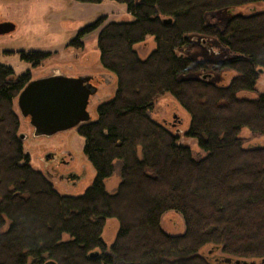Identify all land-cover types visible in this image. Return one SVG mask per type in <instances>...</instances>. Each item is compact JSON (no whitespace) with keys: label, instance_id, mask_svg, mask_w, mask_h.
Here are the masks:
<instances>
[{"label":"trees","instance_id":"16d2710c","mask_svg":"<svg viewBox=\"0 0 264 264\" xmlns=\"http://www.w3.org/2000/svg\"><path fill=\"white\" fill-rule=\"evenodd\" d=\"M112 1L124 4L133 20L104 24L106 18L100 17L68 44L80 48V40L99 29L100 65L116 79L113 98L77 131L94 173L82 195H59L49 178L29 165L13 102L30 76L15 77L0 64V264H211L200 254L206 246L212 255L224 256H215L213 264H227L226 259L260 264L264 146L243 148L239 133L246 128L264 136V95L239 94L253 92L258 71H264V11L233 16L223 28L204 18L264 0ZM190 36L214 38L236 57L195 62L177 56L175 50L186 47ZM146 37L154 38L155 49L141 60L133 46ZM19 56L37 67L49 54ZM223 71L235 73L228 85L179 79ZM164 94L189 115L185 137L197 142L202 159H193L176 135L150 118ZM116 161L120 182L108 194L104 181ZM169 211L181 216V235L161 229L160 219ZM107 219L118 224L108 249L101 238ZM95 251L98 256L90 258Z\"/></svg>","mask_w":264,"mask_h":264},{"label":"rangeland","instance_id":"374dc122","mask_svg":"<svg viewBox=\"0 0 264 264\" xmlns=\"http://www.w3.org/2000/svg\"><path fill=\"white\" fill-rule=\"evenodd\" d=\"M141 0H135L140 3ZM264 3L239 7L232 10H220L208 13L205 16L207 24H214L223 28L229 19L237 15H246L251 12H263ZM105 17L106 23L131 22L133 18L127 13L126 6L112 0H104L99 4L80 3L74 0H0V23L10 22L14 24L12 33L0 36V64L12 69L15 77L29 71L31 79L51 75L59 69L61 74L67 77L77 78L79 75L88 74L98 81L95 85L97 93L90 98L87 107L91 121L96 119L97 107L111 100L116 91V79L114 75L102 69L99 62V53L96 46L99 29L85 35L81 42L83 49L73 50L66 47L75 38L77 32L96 19ZM189 44L175 50L177 56L191 59L195 62H221L236 57L227 48L220 45L214 38L203 36H190ZM155 49L153 37H146L143 42L133 46V50L141 60H145ZM21 52H42L49 56L42 60L38 67L33 68L27 62L21 61ZM209 75L208 81L214 85H228L235 76L232 71L220 73L200 72L179 76L180 80L201 79L203 75ZM249 99H256L258 95H264V73L257 78L254 91L240 93ZM13 110L19 119V135L22 140L23 152L28 156L29 165L36 171L49 178L54 190L63 196L82 195L90 185L94 173L82 154L84 139L77 134L75 129L64 134H58L49 138L34 136L29 126L28 119L20 117L16 99L13 102ZM150 118L156 123L166 127L178 138V144L190 149L191 156L195 160L202 159L205 153L199 149L197 142L185 137L189 127V115L169 95L164 94L153 104L149 112ZM175 116V118H173ZM239 137L242 139V147L264 146V136L252 135L243 128ZM69 152L73 160L69 161ZM58 154L64 157L68 165L63 166L57 160L44 161L45 154ZM121 163H113L111 176L104 181V189L108 194L115 193L120 182ZM68 172H74L80 177L76 184L70 179L61 177ZM161 229L170 236L181 235L184 231L183 220L177 212L169 211L160 219ZM118 224L113 219H107L102 231V241L108 249L114 240ZM6 228L4 227V230ZM3 230V229H2ZM209 246L201 249L200 254L213 264L214 257H224L217 252L212 255ZM226 259V258H223ZM234 261H231L233 264ZM248 262H251L248 260ZM259 264V261H254ZM121 264V263H115Z\"/></svg>","mask_w":264,"mask_h":264},{"label":"water","instance_id":"95a60500","mask_svg":"<svg viewBox=\"0 0 264 264\" xmlns=\"http://www.w3.org/2000/svg\"><path fill=\"white\" fill-rule=\"evenodd\" d=\"M164 23H170L165 19ZM14 24L10 22L0 23V36L12 33ZM259 70V74H263ZM210 74L203 75L207 79ZM90 77H67L54 72L51 75L30 80L18 93L16 107L21 118L28 119L29 126L34 136L52 137L58 133L78 128L90 122L87 111L90 97H93L97 88L89 83ZM175 118V116H173ZM23 140L24 136L19 135ZM47 154L44 160H48ZM78 176L77 179L83 177ZM98 256V251L90 253V258ZM226 263L230 260L226 259ZM233 264H255L245 260H235ZM260 264H264V260Z\"/></svg>","mask_w":264,"mask_h":264},{"label":"flooded vegetation","instance_id":"af4514ba","mask_svg":"<svg viewBox=\"0 0 264 264\" xmlns=\"http://www.w3.org/2000/svg\"><path fill=\"white\" fill-rule=\"evenodd\" d=\"M80 31V30H79ZM78 33V32H77ZM77 35V34H76ZM76 37V36H75ZM73 40V39H72ZM71 40V41H72ZM80 44L82 45L80 48H77V49H74L73 48V50H81V49H83V43L81 42V40H80ZM66 47H68V45L66 46ZM69 48V47H68ZM32 67V66H31ZM38 67V66H37ZM33 68H36V67H32V69ZM54 70H57L56 72H58V73H61V71L59 70V69H54ZM25 73H28L29 74V71H27V72H25ZM29 76H30V74H29ZM44 76H47V75H44ZM44 76H42V77H44ZM84 76H89L90 77V81H89V83L90 84H92L93 86H95V85H97L98 84V81L96 80V79H94L93 78V76H91V75H88V74H84ZM84 76H82V75H79L78 77H84ZM38 78H40V77H38ZM75 78V77H74ZM36 79V78H35ZM30 80H33V79H31V77H30ZM96 87V86H95ZM97 93V92H96ZM96 95V94H95ZM91 98V97H90ZM90 100V99H89ZM90 104V103H89ZM88 107V106H87ZM89 113V112H88ZM90 122H92L91 120H90ZM81 127V126H80ZM80 127H78V128H74L75 129V131L77 132L78 131V129L80 128ZM71 130H73V129H71ZM70 131V130H69ZM66 132H68V131H66ZM66 132H62V133H58V134H64V133H66ZM58 134H56V135H54V136H57ZM24 140V139H23ZM48 154V153H47ZM47 154H45V156L47 155ZM50 155V159H48V160H44L45 162L47 161V162H53V161H55V160H57L61 165H63V166H66V165H68V163L69 162H65L63 159H64V157H62V156H59L58 154H52V153H50L49 154ZM45 156H44V158H45ZM66 156H69V161L71 162L72 160H73V157L70 155V153L69 152H66ZM46 162V163H47ZM48 164V163H47ZM77 177H78V175L77 174H75L74 172H68V173H66L65 175H63L61 178L62 179H70L71 180V183L72 184H76V182L78 181V179H77ZM227 264H231V262H229V263H227Z\"/></svg>","mask_w":264,"mask_h":264}]
</instances>
